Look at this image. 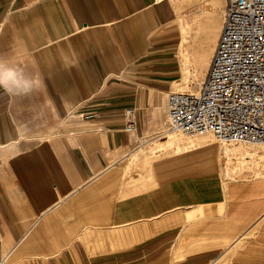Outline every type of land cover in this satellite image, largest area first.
<instances>
[{"label":"crops","instance_id":"0c3cea01","mask_svg":"<svg viewBox=\"0 0 264 264\" xmlns=\"http://www.w3.org/2000/svg\"><path fill=\"white\" fill-rule=\"evenodd\" d=\"M192 1L0 0V58L39 84L0 89V259L264 264V177L222 186L204 164L173 167L179 152L129 161L168 123L180 58L199 68L216 40L225 0ZM140 182L154 186L130 193Z\"/></svg>","mask_w":264,"mask_h":264},{"label":"built area","instance_id":"2783aa9c","mask_svg":"<svg viewBox=\"0 0 264 264\" xmlns=\"http://www.w3.org/2000/svg\"><path fill=\"white\" fill-rule=\"evenodd\" d=\"M167 110L168 130L191 137L209 133L264 150V0H226L220 38L199 91H170ZM125 115V129L132 131L134 108ZM0 264H7L6 257Z\"/></svg>","mask_w":264,"mask_h":264},{"label":"rangeland","instance_id":"374dc122","mask_svg":"<svg viewBox=\"0 0 264 264\" xmlns=\"http://www.w3.org/2000/svg\"><path fill=\"white\" fill-rule=\"evenodd\" d=\"M192 2H193L192 0H189V2H188L189 8H194V6L192 5ZM182 4L187 5V2H184V3L182 2ZM217 6H218V8H224L226 6V0L223 3L220 2ZM197 9H198V11L195 12V14L196 13L199 15L207 14V12H205V11H202V10L199 11L198 7H197ZM217 16H218V19H220V21H223L225 18V13H223L220 10ZM180 63H181V68L176 73V75H177L176 78L183 76L181 58H180ZM189 63H190L189 64V70L190 71L187 74V77L189 79V81H188L189 86H192V85H195V83H196L194 77H195L196 71L198 70V66H197L195 58H191ZM173 86H174V83H173ZM192 89H195V87ZM172 91H189V90H172ZM192 91H195V90H192ZM165 98H166V96H165ZM165 103H166V99H165ZM165 118L167 121L168 120L167 106H166ZM167 128H168V123L166 126L162 127L159 132L154 133L150 137H147L146 139H144L139 144L140 146L138 147V149L141 148L143 154H145V153L149 154L150 153L149 155H153V157L158 156V159L163 160L164 157H166V156H167V158L169 156H172L177 150L176 146H172V145L171 146L170 145L164 146L167 143L170 144L171 137H174L176 142L178 144H182V145L184 143H187L189 138H194V139L197 138V137L195 138V137L187 136L179 130H168L170 132V134L165 133L167 131L166 130ZM159 134H161V136L163 135V137H158ZM167 137L168 138L170 137V139L163 140V139H166ZM150 140L151 141L156 140V141L149 143ZM217 143H220V141L218 139H216L215 137L213 138L210 135L207 137L206 142H204L202 144L193 145L190 147L189 150H186V151L182 150V152H179V153L175 154L174 156H175V158H177L179 160L184 158L183 161H181V160H180V162L178 161V165L175 164L173 167L182 166L183 167L182 172H186V174L189 173V175L191 176L192 174L197 173L194 169H199L198 167H200L202 164H204L205 168L207 169V170H204V173L205 172H216L217 175H220L221 183L223 186L225 183V177L222 174L221 170H219V167H215V168L213 167L212 169H210L211 167H209V164L205 162L206 159H208V158L209 159H211V158L215 159V154H213L212 152L211 153L209 152L210 157L208 156V158H207L208 151L206 149H208L210 147V145L212 146V145L217 144ZM227 144H229V146L231 148L235 147L237 149V153H234V155L222 157V163L225 164V168L229 172L226 176V182L227 181L231 182V181L238 180V179L253 178L256 176L255 170L260 171V173L264 175V150L261 147L253 145V144H249V143H244V142H232V143L227 142ZM170 154H172V155H170ZM132 157H133V155H131L129 161H132ZM181 162H182V164H179ZM237 165H240V168L235 170L234 167H236ZM248 169H250L251 171L250 170L248 171ZM262 177H264V176H262ZM152 183H154V182H150V183L148 182L147 184L143 185L140 182V187H135L134 189L130 190L131 191L130 193H134V191L135 192H138V191L143 192L144 190L148 189L149 187L154 186V184H152ZM132 186L133 185L127 186V188L131 189ZM191 218H192V216L187 217V219H191Z\"/></svg>","mask_w":264,"mask_h":264},{"label":"bare ground","instance_id":"6f19581e","mask_svg":"<svg viewBox=\"0 0 264 264\" xmlns=\"http://www.w3.org/2000/svg\"><path fill=\"white\" fill-rule=\"evenodd\" d=\"M210 9L212 10L213 8H210ZM221 11H223V13H224L225 12L224 8H222ZM179 22L181 24V29L183 30L185 24L180 19H179ZM194 23H195V21L193 23H191V24H194ZM222 23H223V21H220L219 30L217 31V37H216V40H215V42L213 43V45L211 47V50H210V53H209V57L206 60H203L202 61V63L200 64V67L198 68V70L195 73V77H194L195 78V81H196L195 85L189 86V82H188L189 79L187 77V74L190 71L189 70V63L187 62V60H184L182 62L183 76L180 77V78H178V79H176V82L174 83V86H173L174 87L173 90H189V91H185V92H191V93H197L199 91V89H200V87H201V85H202V83L204 81V77H205V75H206V73L208 71L209 64H210V59H211V55L214 52V49H215V46H216V42L218 40L219 33L221 31V28H222ZM186 24H188V23H186ZM194 87H195V89H192ZM192 90H195V91H192ZM166 130L168 131V128ZM167 131L166 132L164 131V132L170 134V132L169 131L167 132ZM210 135L211 134L207 133V134H204V135L196 136L197 137V138L195 137L196 139L189 138V140L187 141V143H184L183 145L182 144H178L176 142V140L174 139V137H171L172 136L171 135L170 136L171 137L170 146L171 145L172 146H176V148H177L176 152H181L182 150H184V151L185 150H189L190 147L193 146V145L202 144V143L206 142L207 137L210 136ZM158 137H162V136L159 134ZM170 137L168 139H170ZM154 141L155 140H152V141L150 140L149 143H152ZM219 141H220V143L214 144L212 146L210 145V147L208 148V151H211L213 154H215V159H216L215 161L217 163L216 166H212L211 168H213V167L214 168L215 167H220V169H221V166H219V165H221V158L223 156H230V155H234V153H237V149L235 147L234 148H231L229 146V144H227V142L221 141V140H219ZM142 154H143V152H142L141 148L138 149L137 151L133 152L132 153L133 157H132V161L131 162H134L135 160H137ZM208 154H209V152H208ZM131 164L132 163H129V167L126 168L127 170L131 169ZM239 168H240V165H237L236 167H234L235 170L236 169H239ZM249 170L250 169H248V171ZM221 171L223 172L224 177H226L227 174L229 173L228 170H226V168L225 169L223 168V170H221ZM255 172H256V177H262V176H264L258 170H255Z\"/></svg>","mask_w":264,"mask_h":264},{"label":"clouds","instance_id":"9594fccd","mask_svg":"<svg viewBox=\"0 0 264 264\" xmlns=\"http://www.w3.org/2000/svg\"><path fill=\"white\" fill-rule=\"evenodd\" d=\"M39 87L38 82L21 67L0 58V89L10 96H28Z\"/></svg>","mask_w":264,"mask_h":264}]
</instances>
